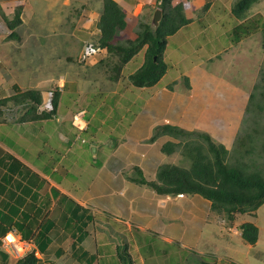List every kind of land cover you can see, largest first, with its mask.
Wrapping results in <instances>:
<instances>
[{"label": "crops", "instance_id": "1", "mask_svg": "<svg viewBox=\"0 0 264 264\" xmlns=\"http://www.w3.org/2000/svg\"><path fill=\"white\" fill-rule=\"evenodd\" d=\"M52 1L0 0L1 20L3 17L12 18L17 7L22 6V23L15 29L17 35L14 40H8L12 30L0 21V100L26 91L38 92L37 97L41 100L35 114L30 113V116L26 113L31 104L35 105L33 101L29 100L27 104L21 100L17 103L10 101L0 105V215L8 221L7 225L0 227V264H16L31 252L35 253L38 264H121L119 252L123 245L112 244L110 247L106 233L102 232L107 230L106 227H110L119 239L125 240V252L135 245L136 251L142 254L144 247V254L136 264H175V249L180 250L181 243L190 236H197L196 240H200L208 226L221 227L216 222L223 213L213 210L212 202L200 195H159L146 185L132 181L140 176L136 168L141 170V175L147 181H155L161 165L178 164L176 159L180 152L168 155L162 151L166 143L177 142L175 138L161 136L154 143L148 139L157 125H171L188 132L207 134L216 144L231 151L244 120L243 114L245 111L247 113L250 95L246 96L243 89L242 92L239 89L229 91L231 86L205 66L206 61L195 63L190 69L178 73V78L173 82L163 84L173 67L167 63L170 36L164 53L167 64L164 77L153 87H136L140 91L137 96L141 95L140 113L126 123H122L121 119L108 118L102 109L110 102V109L116 111V105L111 101L122 93L119 88L133 91L135 86L128 81V77L123 78L124 68L119 79H113L108 69H103L105 66L102 62L109 58L107 49L101 48L93 64L81 65L78 61L74 64L68 39L61 38L55 42L48 39L47 28L43 25L38 28L40 24L35 31H31L33 19L42 16L37 14L44 11L48 14L54 12L58 25L62 27L65 20L70 19L69 5L72 0H54L60 5L49 10L47 6ZM115 1L126 14V27L118 31L116 40L119 41L121 34L125 40L121 44H127L142 33V17H151L152 23L159 2ZM209 1L173 0L174 5H183L184 14L189 20V24L180 30L189 27L196 17V10L210 4ZM94 11L95 8L92 14L98 17L99 22L101 13ZM88 31V28H84L83 35H87ZM94 33L99 36L100 30ZM33 35L38 38L33 39ZM16 42L22 52L28 48L34 52L31 58L35 64L32 67L38 68L39 73H35L36 78L32 80L33 72L27 68L21 69L23 63L19 62L18 57L14 58ZM84 43L80 45L79 52ZM145 48L140 51L144 60ZM50 49L53 66L45 72V69L42 70L46 68L45 53ZM84 69L98 70L92 73L96 77L87 82L92 87L99 79L98 82L105 85L103 90L93 93L91 87L81 84ZM25 84H32V87L26 89ZM143 91H150L147 92L148 98L141 94ZM49 92L59 94L56 114L48 119L34 118L41 115L39 108ZM229 93L236 98L242 94L243 100L235 101L231 106L227 100L224 102V95ZM84 97L87 103L82 100ZM165 97L168 100L166 110H160L161 117H152L150 123L143 126V118L150 111L151 103L160 104ZM91 105L95 106L93 110ZM6 115H10V118ZM53 138H57V147L52 145ZM141 142L148 143L140 145ZM86 147L93 150L88 151ZM40 157L43 160L37 166L35 162L38 163ZM182 160L179 164L183 163ZM84 177L87 179L86 187H79L78 183ZM98 183L101 185L99 189ZM70 203V212L77 215L65 220V227L72 226L76 230L80 226L81 229L62 239L45 236L42 228L46 226V219H42L41 213L57 209L66 211ZM105 214L113 216L110 225L107 218L103 219ZM238 215L241 214H237L235 220ZM53 225L57 226L55 223ZM230 227L236 228L235 225ZM236 229L239 231V227ZM8 233L14 234L17 240L26 245L23 256L15 255L5 247L4 237ZM211 233L206 232V246L214 248L218 242H222L221 245L226 242L230 246L228 238L221 239L227 235L223 236L217 228L212 229ZM25 237H29L28 242ZM135 238L138 241L133 243ZM149 241H154L155 246L145 244ZM158 243H162L164 248H157ZM228 246H225L226 251ZM146 248L148 253L145 252ZM178 259L179 263L180 256ZM218 260L213 263H228L223 258Z\"/></svg>", "mask_w": 264, "mask_h": 264}, {"label": "rangeland", "instance_id": "2", "mask_svg": "<svg viewBox=\"0 0 264 264\" xmlns=\"http://www.w3.org/2000/svg\"><path fill=\"white\" fill-rule=\"evenodd\" d=\"M235 1L236 0H210V7L208 11L206 10L204 12L202 10L203 7L196 10V17L193 20V23L189 27L179 30L175 36L169 38V55L167 63L168 66L173 67L170 69L166 79H164L163 84L173 82L178 78V73L181 74L183 71L190 69V67L195 63L201 64L206 61L205 66L218 73L219 76H221L228 83V85L231 86L229 91H236L239 89V91L242 92L243 89L246 92V96L253 94L254 99L250 101L247 113L245 111L243 114L244 120L239 132L237 133L239 134V138L237 135L236 140L234 139L235 145L231 147L232 149L229 162L230 164L243 162L249 166L248 170L260 169L264 173V26L258 27L253 34L247 33L245 31L244 20L237 19L232 14V5L235 3ZM83 4L85 5L83 6ZM59 5V2H55L53 0L47 6V8L49 10H53V8ZM102 7V0H72L69 5L70 19L65 20L66 23L63 27L58 25L57 17L55 14H53L54 12L48 14L44 11L43 13L37 14H41L42 16L37 18L35 17L33 19L34 22L31 24H34V26H32L31 31H35L37 29V25L40 24L38 28L42 25L47 28L48 36L46 37H48V39L54 42L61 40V38L64 40L68 39L72 49V61L75 64L78 61L80 45H82L85 40H87L86 43H98L100 35L98 36L94 33L98 32L99 29L97 25L98 17L96 15L94 17L92 11L95 8V13H101ZM248 15L249 17L255 18V21L259 16V18L261 17V21L264 22V0H261L259 3L255 4L250 12L247 13V16ZM14 17L15 15H13V17L10 19L3 17V20L0 19L2 22L1 24L4 26L3 22H5L7 25H9V23L14 20ZM145 19L146 22L150 23L154 29L156 28L153 23H151V17H142L140 21H145ZM84 28L89 29V33L87 35H83L82 30ZM252 28L255 29L254 25H252ZM28 33L30 34L31 32L29 31ZM32 37L33 39L38 38L37 35H33ZM8 40H14V37H12L10 34ZM118 40L119 44L121 42L125 43V40H123L121 34L118 37ZM16 43L17 44L14 48V58L18 57L19 62L23 63V67H21V69L27 68L31 71V73L33 72L34 75L31 76L32 80L36 78L35 73L37 75L39 73L38 68L32 67L35 64L32 63L33 60L31 58L34 52L31 48H28L22 52V48L18 47L19 43ZM139 53V55L137 54L138 56L134 60H131L124 67L122 76L123 78L128 77V81L129 76L138 71L143 65V52ZM96 57L87 64H93V61L96 59ZM45 60L46 68H42V70L45 69L46 72L52 69L53 66L51 49L45 53ZM95 71L98 72V70ZM95 71H92L91 69H84V72L81 76V84L83 83L84 87H91L90 83L87 81H92L96 77V75L94 76V74H92L95 73ZM98 81L100 80L98 79ZM97 82L91 87V92L93 93L98 90H103L105 87L102 82ZM182 84H184V81H182ZM31 85L32 84H25L26 89L27 87L31 88ZM129 87L132 88L131 86ZM119 92L122 93H119L115 101H111L113 105H116V111L110 109L109 102L107 103L106 107L102 109V113L104 115L106 114L108 118L113 117L115 120L121 119L122 123H126L132 119L133 116L140 113L138 109L139 107H142V102L140 100L141 95L139 96L140 98L137 96L140 91L136 87L133 88V91H126L124 87H120ZM147 92L150 93V91H143L141 94L143 93V95L148 98L149 95L147 96ZM224 96L226 97L224 102L227 100L226 102H228L231 106L235 101L239 102L243 100L244 97L241 94L236 98L230 93ZM88 99H91V97ZM82 100L84 103H87L86 97H84ZM167 100V97H165V99L162 100V103L160 104H156V102L151 103L149 106V115L145 113L146 116L143 118V126L144 124H149L152 120V117H161V111L166 110ZM88 101L89 103L91 102L90 100ZM90 107L92 110L95 108L93 105ZM109 114L111 116H109ZM6 117L10 118V115H6ZM156 127H158V125ZM154 130H152L153 133H151V137L148 140L152 138ZM249 135L252 136L251 141L248 138ZM56 140L57 138H53L52 140L53 147H57L55 142ZM146 143L148 142H141L140 145H146ZM85 146L87 145H81V147ZM86 148L88 151L93 150H90L89 147ZM246 150L249 151L246 152ZM180 156L181 155H179L176 159L178 164L180 163V159H182ZM57 157L58 156H56L55 159ZM42 160L43 158L40 157V159L37 160L38 163L35 162V164L40 166ZM48 161L50 162L51 159ZM185 166H188V162H185ZM86 183L87 179L84 177L82 182L78 183V185L79 187H86ZM100 187L101 185L98 183L97 189ZM71 205L72 203L69 204L66 211H60L57 209L48 210L44 213H41V215H43L42 219H46V226L45 228H42L45 236L49 235L53 239H62L68 234L73 235L75 231L81 229L80 226H78L79 229L76 230L75 228H72V226L65 227V220L67 221V219L70 218L73 219L74 215H77L76 212H70L69 207H71ZM256 212L254 214L238 215L236 220H232V222L227 219L225 214H221L220 218L216 222L217 224H220L221 227L218 228L215 226V228H217L218 232L223 233V236L227 235V237H223L221 239L225 240V238H228V241H230V246H228L229 244L226 242H223V245H221L222 242H218V245H215L214 248L206 246V232H208L209 235H212L211 230H215L214 227L208 226L207 230L204 229L205 233L202 234L200 240H196L197 236H190L186 242L181 243L182 247L180 250L179 248L175 249L176 258L173 259V262L175 264H200L201 261L218 262L219 258H223L228 261L227 264H264V205H262ZM3 217V215H0V227L8 224V221L3 219ZM105 218H107V221L110 225L113 220V216L110 214H105L103 219ZM245 222L255 223L260 230L259 240L255 245H250L244 242L240 236V231L236 229L240 224ZM52 223L57 224V226L53 225ZM234 225L236 228H233ZM229 227L233 229H229ZM105 229L107 230H102V232L106 233V238L109 240L108 244L110 247L112 244L117 246L122 244L123 247L120 249L119 255H124L127 258L128 254L127 256L125 255V240H123V238L119 239L117 236H115L113 230H111L110 227H106ZM28 239L29 237H25L26 242H28ZM137 241L138 240L135 238L133 243H136ZM153 242L154 241H149L145 244L155 246ZM23 246L26 248V245L23 244ZM225 246H228V251H226L227 249ZM130 247L128 252L131 254V257L129 258L133 264H136V262H140L138 260H140L141 256L144 254V247L141 249L143 250L141 252L142 254H139L136 251L135 245ZM137 247L139 248V246ZM156 247L162 249L164 248L162 243L156 244ZM148 251L149 250L146 248L145 252L148 253ZM14 254L17 255L16 253ZM179 256L180 261L178 263ZM85 263H87V261H85ZM159 264L161 263L159 262Z\"/></svg>", "mask_w": 264, "mask_h": 264}, {"label": "trees", "instance_id": "3", "mask_svg": "<svg viewBox=\"0 0 264 264\" xmlns=\"http://www.w3.org/2000/svg\"><path fill=\"white\" fill-rule=\"evenodd\" d=\"M102 1L103 7L98 22L100 36L96 45L108 51L109 58L102 62L103 65L113 75V79H119L124 66L146 47L144 63L138 71L129 76V81L138 88L157 85L167 71L164 53L168 38L189 24L183 11V5H174L173 0H158L157 8L163 12L159 26L154 29L150 23L141 21L142 33L140 36L135 40L128 41L127 44H119L116 38L118 31L124 30L126 27V14L115 0ZM260 1L236 0L232 5V14L237 19L244 20L245 31L249 34H253L258 27L264 26L261 17L258 16L255 21V18L247 16L252 7ZM209 7L210 4L207 3L202 10L205 12ZM21 13L22 6H19L14 14V22L12 21L8 25L12 30V37L17 35L15 29L22 23ZM252 25L255 29L252 28ZM114 58H116L115 61ZM37 93L36 91H26L0 100V105H6L10 101L16 103L24 101L26 104L29 100L33 101L35 105L31 104L26 113L30 116V113L35 114L37 105L41 103ZM253 99L254 95L250 94L249 103ZM58 101L59 94L55 93L53 112L41 113L34 118L53 117L57 111ZM161 136H171L177 140V142L166 143L162 147V151L168 155L180 152L183 163L161 165L155 181H147L141 175V170L136 168L140 176L133 178L132 181L148 186L159 195H200L212 202V209L225 214L230 222L235 220L237 214H254L264 205V173L262 170H248L249 166L243 162L230 164L231 151L221 144H216L207 134L197 131L188 132L171 125H162L155 128L149 142H155ZM248 138L251 141L252 136L249 135ZM185 162H188V166H185ZM239 231L244 242L250 245L257 244L259 228L255 224L245 222L239 226ZM125 255L127 258L124 255L120 258L121 264H133L129 258L131 255L128 252H125ZM16 264H38V259L35 253L31 252L20 258ZM200 264L215 263L201 261Z\"/></svg>", "mask_w": 264, "mask_h": 264}, {"label": "built area", "instance_id": "4", "mask_svg": "<svg viewBox=\"0 0 264 264\" xmlns=\"http://www.w3.org/2000/svg\"><path fill=\"white\" fill-rule=\"evenodd\" d=\"M99 52H100V49L96 48L93 43L91 42L85 43L80 53L79 61L81 63H88L89 61L93 60ZM52 98H53V94L49 93L48 101L46 104H44V107H43L44 109L47 108V110L49 111L53 109ZM10 236H13V238L11 239ZM4 239L6 243L5 247L7 249H10L14 253L23 256V254L25 253L24 252L25 248L21 241L17 240V238L11 233H8Z\"/></svg>", "mask_w": 264, "mask_h": 264}, {"label": "clouds", "instance_id": "5", "mask_svg": "<svg viewBox=\"0 0 264 264\" xmlns=\"http://www.w3.org/2000/svg\"><path fill=\"white\" fill-rule=\"evenodd\" d=\"M158 9H159V8H158ZM85 43H86V42H85ZM85 43H84V44H85ZM87 43H88V42H87ZM91 43H92V42H91ZM93 44H94V46H95L96 48H99V49H100V52H101V48L98 47L95 43H93ZM83 46H84V45H83ZM82 49H83V47H82ZM81 51H82V50H81ZM100 52H99V53H100ZM80 53H81V52H80ZM99 53H98V54H99ZM98 54H97V55H98ZM97 55H96V56H97ZM79 56H80V54H79ZM96 56H95V57H96ZM78 62H79L80 64H83V65H89V64H87V63H81V62L79 61V57H78ZM49 93H52V94H53V98H52V105H53V100H54V96H55V94H54L53 92H49ZM49 93L47 94V99H46V101H45V102L42 104V106L39 108L41 113H46V112H47V113H51V112H53V110H54V106H53V109L50 110V111L47 110V108H46V109L43 108V107H44V104H46L47 101H48ZM11 234H12V233H11ZM13 235H14V234H13ZM14 236H15V235H14ZM15 237H16V236H15ZM4 238H5V237H4ZM23 257H24V256H23Z\"/></svg>", "mask_w": 264, "mask_h": 264}, {"label": "water", "instance_id": "6", "mask_svg": "<svg viewBox=\"0 0 264 264\" xmlns=\"http://www.w3.org/2000/svg\"><path fill=\"white\" fill-rule=\"evenodd\" d=\"M162 15H163V12L161 9H157L154 13V16H153V20H152V23L155 27H158L159 26V23L162 19Z\"/></svg>", "mask_w": 264, "mask_h": 264}, {"label": "bare ground", "instance_id": "7", "mask_svg": "<svg viewBox=\"0 0 264 264\" xmlns=\"http://www.w3.org/2000/svg\"><path fill=\"white\" fill-rule=\"evenodd\" d=\"M10 238L12 239V238H13V236H10Z\"/></svg>", "mask_w": 264, "mask_h": 264}]
</instances>
